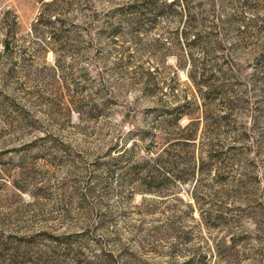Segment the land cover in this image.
I'll return each mask as SVG.
<instances>
[{"label":"rangeland","instance_id":"1","mask_svg":"<svg viewBox=\"0 0 264 264\" xmlns=\"http://www.w3.org/2000/svg\"><path fill=\"white\" fill-rule=\"evenodd\" d=\"M45 1L0 0V264H264V0Z\"/></svg>","mask_w":264,"mask_h":264},{"label":"trees","instance_id":"2","mask_svg":"<svg viewBox=\"0 0 264 264\" xmlns=\"http://www.w3.org/2000/svg\"><path fill=\"white\" fill-rule=\"evenodd\" d=\"M40 1H45V0H40ZM166 3L168 4L169 8H172L174 11H178L179 9H182L185 7V4H184V0H173L171 2H167L166 0ZM53 3L52 2H46L45 1V5L47 6L48 10H51L52 9V5ZM138 12V10L136 9V6L135 5H129L128 7L125 8V13H128V14H131L132 15H136ZM43 15V17L46 15V14H49L47 12H43L41 13ZM8 36L6 37V39L4 40L3 42V46L5 48V50L7 51H10L12 49V44H13V37L12 35L10 34H7ZM188 130V127H185V130L183 132H186ZM196 134H186L184 135V137H181V139H183V143L189 145V144H192L196 141Z\"/></svg>","mask_w":264,"mask_h":264}]
</instances>
